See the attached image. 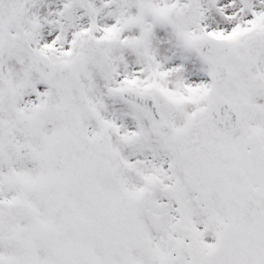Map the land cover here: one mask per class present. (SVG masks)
<instances>
[{"label": "snow or ice", "instance_id": "1", "mask_svg": "<svg viewBox=\"0 0 264 264\" xmlns=\"http://www.w3.org/2000/svg\"><path fill=\"white\" fill-rule=\"evenodd\" d=\"M0 264H264V0H0Z\"/></svg>", "mask_w": 264, "mask_h": 264}]
</instances>
